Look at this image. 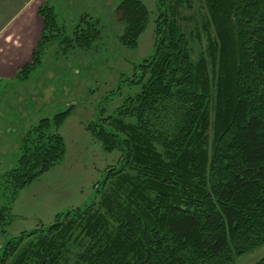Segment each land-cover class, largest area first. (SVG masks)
Masks as SVG:
<instances>
[{
    "label": "trees",
    "instance_id": "obj_1",
    "mask_svg": "<svg viewBox=\"0 0 264 264\" xmlns=\"http://www.w3.org/2000/svg\"><path fill=\"white\" fill-rule=\"evenodd\" d=\"M156 1L154 53L132 81L139 91L86 125L105 152H119V167L84 210L7 241L0 264H226L264 244V0H203L194 34L178 27L168 0ZM171 1L191 9L192 0ZM116 11L120 44L135 49L149 12L142 0ZM38 15L43 30L20 80L37 66L44 32L59 28L52 7ZM74 32L84 48L99 35L91 24ZM68 113L21 138L16 165L0 176V195L9 194L0 224L13 218L17 193L63 160Z\"/></svg>",
    "mask_w": 264,
    "mask_h": 264
},
{
    "label": "rangeland",
    "instance_id": "obj_2",
    "mask_svg": "<svg viewBox=\"0 0 264 264\" xmlns=\"http://www.w3.org/2000/svg\"><path fill=\"white\" fill-rule=\"evenodd\" d=\"M121 1L39 0L42 6L53 8L59 28L53 34L44 32L38 64L28 78L20 80L16 75L10 82L9 108L0 112V176L16 165L24 134L40 120L69 110L58 129L66 151L58 165L17 193L9 205L13 218L0 224V248L21 233L47 228L57 214L90 206L108 170L119 167V152H105L86 125L113 116L127 97L139 91L140 86L132 81H136L134 75L143 61L154 53L159 13L156 0H142L149 21L137 47L127 49L119 41L125 29L116 11ZM168 6L173 7L178 27L194 34L205 15L204 1L192 0L191 9L171 0ZM88 24L95 26L99 35L84 48L75 42L74 31L77 36ZM205 40L203 34L201 44L191 45L193 61L206 48ZM2 98L0 95L1 102ZM8 199L9 194L0 195V209ZM262 259L264 244L226 264H259Z\"/></svg>",
    "mask_w": 264,
    "mask_h": 264
},
{
    "label": "crops",
    "instance_id": "obj_3",
    "mask_svg": "<svg viewBox=\"0 0 264 264\" xmlns=\"http://www.w3.org/2000/svg\"><path fill=\"white\" fill-rule=\"evenodd\" d=\"M39 0H0V112L7 111L8 89L28 64L43 30Z\"/></svg>",
    "mask_w": 264,
    "mask_h": 264
}]
</instances>
